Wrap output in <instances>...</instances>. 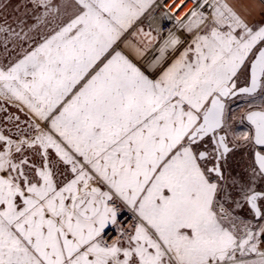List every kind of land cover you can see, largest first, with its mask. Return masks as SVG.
<instances>
[{
    "label": "snow or ice",
    "instance_id": "1",
    "mask_svg": "<svg viewBox=\"0 0 264 264\" xmlns=\"http://www.w3.org/2000/svg\"><path fill=\"white\" fill-rule=\"evenodd\" d=\"M0 264H264V0H0Z\"/></svg>",
    "mask_w": 264,
    "mask_h": 264
},
{
    "label": "rangeland",
    "instance_id": "2",
    "mask_svg": "<svg viewBox=\"0 0 264 264\" xmlns=\"http://www.w3.org/2000/svg\"><path fill=\"white\" fill-rule=\"evenodd\" d=\"M240 104H241V107H242L243 106V101H241ZM234 107H235V105H234ZM122 217H125V219H126V216H122Z\"/></svg>",
    "mask_w": 264,
    "mask_h": 264
},
{
    "label": "built area",
    "instance_id": "3",
    "mask_svg": "<svg viewBox=\"0 0 264 264\" xmlns=\"http://www.w3.org/2000/svg\"><path fill=\"white\" fill-rule=\"evenodd\" d=\"M122 219H125V217H122Z\"/></svg>",
    "mask_w": 264,
    "mask_h": 264
}]
</instances>
